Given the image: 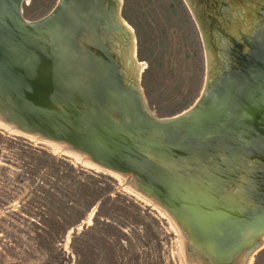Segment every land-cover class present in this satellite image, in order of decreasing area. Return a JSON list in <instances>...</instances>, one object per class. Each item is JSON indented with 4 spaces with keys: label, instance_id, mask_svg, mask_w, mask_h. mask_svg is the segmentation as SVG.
Masks as SVG:
<instances>
[{
    "label": "water",
    "instance_id": "water-1",
    "mask_svg": "<svg viewBox=\"0 0 264 264\" xmlns=\"http://www.w3.org/2000/svg\"><path fill=\"white\" fill-rule=\"evenodd\" d=\"M24 1L0 0V115L131 175L197 264L245 261L264 235V0H184L205 81L168 117L148 107L131 54L120 60L122 0H57L34 20Z\"/></svg>",
    "mask_w": 264,
    "mask_h": 264
},
{
    "label": "rangeland",
    "instance_id": "rangeland-1",
    "mask_svg": "<svg viewBox=\"0 0 264 264\" xmlns=\"http://www.w3.org/2000/svg\"><path fill=\"white\" fill-rule=\"evenodd\" d=\"M122 1L148 107L156 117L180 113L205 81L203 44L186 2ZM56 2L26 0L23 16L40 18ZM79 153L0 119V264L199 263L175 219L131 175ZM254 252L250 264H264V244Z\"/></svg>",
    "mask_w": 264,
    "mask_h": 264
},
{
    "label": "bare ground",
    "instance_id": "bare-ground-1",
    "mask_svg": "<svg viewBox=\"0 0 264 264\" xmlns=\"http://www.w3.org/2000/svg\"><path fill=\"white\" fill-rule=\"evenodd\" d=\"M118 3L120 4V0H118ZM121 20V23L129 30V32H130V34H131V36H132V43H131V49H130V51H127L126 49H125V54H124V52L122 51V49L121 48H119L118 50H119V55H120V60L124 63L125 62V57H127V55L130 53L131 54V60H132V65H131V67H130V70H133L134 68L136 69V72H137V79L139 78V75H140V73H141V71L143 70V67H144V63H142V62H140L137 58H136V54H135V49H136V45H135V38H134V34H133V29H132V27L124 20V19H120ZM0 119H2V120H4V121H6L1 115H0ZM7 122V121H6ZM7 123H9V125L11 126V127H14V128H17L14 124H12V123H10V122H7ZM18 129V128H17ZM29 134H33V133H29ZM36 135H38V134H35V136ZM39 137H41V138H44V137H42V136H40V135H38ZM59 142H61V141H59ZM62 146L63 147H66L67 145L66 144H64V143H62ZM71 146V145H70ZM72 147V146H71ZM72 149L73 150H77V149H75V148H73L72 147ZM77 151H79V150H77ZM80 153H79V155L80 156H82L83 158H87L88 159V157H87V155L85 154V153H81V151H79ZM89 159H90V161H91V158L89 157ZM93 161V160H92ZM94 162V161H93ZM97 164V163H96ZM99 166H101L100 164H98ZM103 167V166H102ZM103 168H105V167H103ZM108 169V168H107ZM109 170H111V169H109ZM118 172V171H117ZM123 175H126L125 173H123ZM135 186H137V184H136V182H135ZM153 200V199H152ZM154 201V200H153ZM264 244V241L263 240H261V242H260V246L261 245H263ZM254 253V252H253ZM251 258H252V254L251 255H248L247 257H246V260L245 261H242L241 263H233V264H250V262H251Z\"/></svg>",
    "mask_w": 264,
    "mask_h": 264
}]
</instances>
